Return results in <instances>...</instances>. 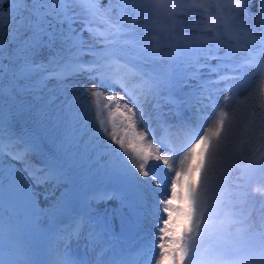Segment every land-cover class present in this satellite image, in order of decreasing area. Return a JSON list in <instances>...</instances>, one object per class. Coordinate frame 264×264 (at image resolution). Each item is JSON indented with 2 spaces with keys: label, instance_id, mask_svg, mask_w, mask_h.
Returning a JSON list of instances; mask_svg holds the SVG:
<instances>
[{
  "label": "snow or ice",
  "instance_id": "1",
  "mask_svg": "<svg viewBox=\"0 0 264 264\" xmlns=\"http://www.w3.org/2000/svg\"><path fill=\"white\" fill-rule=\"evenodd\" d=\"M187 4L0 0V264H264L229 190L264 172V0ZM204 8L210 43L170 34Z\"/></svg>",
  "mask_w": 264,
  "mask_h": 264
},
{
  "label": "rangeland",
  "instance_id": "2",
  "mask_svg": "<svg viewBox=\"0 0 264 264\" xmlns=\"http://www.w3.org/2000/svg\"><path fill=\"white\" fill-rule=\"evenodd\" d=\"M162 63H166V70H168V62L166 61V60H164V61H161ZM215 62L216 61H212V63L213 64H215ZM159 66V62H157V67ZM205 71H206V69H205ZM81 80H83V77H81L80 78ZM91 83H98L97 81H92ZM104 91L106 92L107 91V89L105 88L104 89ZM115 91H117V92H120L121 91V89L119 88V87H117L116 89H115ZM248 91H250V89H247V90H242L241 92H240V94H239V99H244V96L246 95V94H248ZM221 95H223V94H221ZM125 99L127 100V102L129 103V104H131V100L130 99H128V97H125ZM233 108L235 107V105H233L232 106ZM228 111H231L232 109L231 108H229V109H227ZM105 119H107V117L105 116L104 117ZM155 133H156V140H157V137H159V136H161V137H164L165 139H167V141L169 142V143H167V145H169L170 147H176V148H179V147H181V145H182V143H183V136L181 135V134H179L178 132H177V130L176 129H161L159 126H156L155 127ZM163 138V139H164ZM248 151V152H247ZM250 151V152H249ZM161 153L162 154H168V153H166L165 152V150H164V148L162 147L161 148ZM245 155L247 156V157H249V158H251L252 156H253V152L251 151V149L249 148V149H247L246 150V152H245ZM248 163V161L247 160H244L243 161V166L244 165H246ZM18 167H19V165H17ZM199 174L198 173H196V174H194V179L198 176ZM257 176H259L260 178H259V181H261V179H262V176L260 175V171L259 170H257L256 171V173L252 176V177H257ZM185 180L187 179L186 177L184 178ZM252 179V178H251ZM251 179H247L246 177L244 178V180H243V182L246 184V183H248L249 184V191L251 192L250 193V198H248L247 199V202H246V204H243L242 205V207L243 208H236V210L237 211H241V212H243L244 213V210H245V212L248 214V213H253V210H255L259 205H264V194H261V193H257L256 191H255V189H256V186H257V184H256V182L255 181H252ZM257 179H258V177H257ZM7 200H8V197H7V193H6V207H7ZM115 204V201H110L109 202V204L108 205H105V204H100L98 207L101 209V210H103L105 207H108V206H113ZM18 211L21 213V215H23L24 214V212H25V208H24V206L21 204L20 206H19V208H18ZM245 214V213H244ZM264 214V213H263ZM262 214V216H264ZM246 215V214H245ZM254 219H255V221H259V218H257L256 217V214H254ZM138 235V234H137ZM137 242H142V241H140V240H138L137 239V236H131V237H129L127 240H126V243H125V247L126 246H129V245H131V244H134V243H137ZM37 243L38 244H40L41 245V247H43L45 250L47 249V248H45V246H46V244H48L49 243V241L46 239V238H40L38 241H37ZM83 243H84V241H80L79 242V244H77L76 242L75 243H73L72 244V247H73V249H75L77 252H79L80 251V249H83ZM156 255L158 256V251L156 252ZM152 264H155V262L153 261L152 262Z\"/></svg>",
  "mask_w": 264,
  "mask_h": 264
},
{
  "label": "clouds",
  "instance_id": "3",
  "mask_svg": "<svg viewBox=\"0 0 264 264\" xmlns=\"http://www.w3.org/2000/svg\"><path fill=\"white\" fill-rule=\"evenodd\" d=\"M206 2H211L214 4L215 0H188V4L186 5V7H203L204 3ZM226 2L235 6L237 0H226ZM204 13L206 17V22L202 23L199 21L198 18H185L188 20L187 30L184 27H181L176 32L170 34L174 38H179L182 43L186 44L206 45L210 43L212 36L215 35V33H212V35H202L195 32L197 28H204L206 31H210L212 29L213 24L216 22V17L213 11L204 8ZM186 36L188 37L187 39H185ZM144 38L150 41L153 46H155V42L157 40L156 36L145 34Z\"/></svg>",
  "mask_w": 264,
  "mask_h": 264
},
{
  "label": "trees",
  "instance_id": "4",
  "mask_svg": "<svg viewBox=\"0 0 264 264\" xmlns=\"http://www.w3.org/2000/svg\"><path fill=\"white\" fill-rule=\"evenodd\" d=\"M5 63H7V60L5 61ZM165 65H166V63H162L161 61H159L158 68L161 71H163V72H167V70H166V66L167 65L166 66ZM245 96H247V94ZM243 161L244 160L238 161V167H237V169H235L232 172V178L229 181V190L233 193L232 199H233V201H237L238 202L237 203V208H243L242 205L246 204L247 199L250 198V196H251L250 195L251 192L249 191V184L248 183L245 184L243 182L244 178H241L239 180L236 179V177H239L242 174ZM260 175L262 176L261 181H259V178H260L259 176H257L258 179H257V177H255V178L252 177V179H251L252 181L256 182V184H257L256 189H257L258 186H264V172L260 171ZM256 189H255V191H256ZM241 193H247V196H241L240 195ZM244 213L247 215L245 210H244ZM263 213H264V205H259L255 210H253V213H251V218L253 220H255L254 219L255 218L254 214H256V217L259 218V221H260V218L262 217ZM259 221L257 223H259Z\"/></svg>",
  "mask_w": 264,
  "mask_h": 264
},
{
  "label": "bare ground",
  "instance_id": "5",
  "mask_svg": "<svg viewBox=\"0 0 264 264\" xmlns=\"http://www.w3.org/2000/svg\"><path fill=\"white\" fill-rule=\"evenodd\" d=\"M40 248L42 249L41 245L39 244Z\"/></svg>",
  "mask_w": 264,
  "mask_h": 264
}]
</instances>
